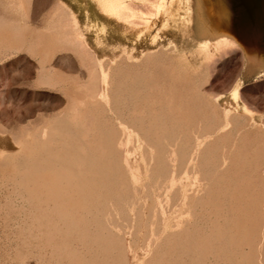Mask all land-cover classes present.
Segmentation results:
<instances>
[{
	"label": "rangeland",
	"instance_id": "rangeland-1",
	"mask_svg": "<svg viewBox=\"0 0 264 264\" xmlns=\"http://www.w3.org/2000/svg\"><path fill=\"white\" fill-rule=\"evenodd\" d=\"M108 1L95 41L72 0H0V264H264V81L224 19L264 0Z\"/></svg>",
	"mask_w": 264,
	"mask_h": 264
},
{
	"label": "crops",
	"instance_id": "crops-1",
	"mask_svg": "<svg viewBox=\"0 0 264 264\" xmlns=\"http://www.w3.org/2000/svg\"><path fill=\"white\" fill-rule=\"evenodd\" d=\"M248 9H255L253 6H248ZM244 15V14H243ZM231 18V19H230ZM224 18L228 22V28L235 35L234 45L232 49H238L240 51L239 61L240 69L237 76V80L240 83V87L254 85L257 86L260 82L264 81V61H262L263 54L262 48L264 46V25L261 27L252 26L247 23L239 28L235 26L232 22V17ZM250 32H258L262 36H250L246 35ZM11 38L8 35V47L0 49V66H6L10 61L11 57L15 55L16 49L12 47L11 49ZM14 46V45H12ZM228 56V55H227ZM225 56V57H227ZM264 59V58H263ZM12 73V74H11ZM12 80H9L11 79ZM8 80H5L0 88V97L3 98L7 94L12 92L14 98L17 96V82H16V69L14 68L12 72L8 74ZM0 112H3L4 109L2 105L5 104L4 100L0 102ZM11 103L9 102L8 105ZM15 108V99L13 102ZM15 111V110H14Z\"/></svg>",
	"mask_w": 264,
	"mask_h": 264
},
{
	"label": "bare ground",
	"instance_id": "bare-ground-1",
	"mask_svg": "<svg viewBox=\"0 0 264 264\" xmlns=\"http://www.w3.org/2000/svg\"><path fill=\"white\" fill-rule=\"evenodd\" d=\"M73 3L75 4L76 10L79 14L85 15L87 13V17L89 19V25L87 28H89V31L91 32L92 38L95 41H99V39L104 38L102 36H104V34L107 32V29L109 26H113L115 27V24H112L113 21L112 19L109 20L108 18L110 17H106L108 15L105 16V14H103L101 12V7H104L105 10L109 9L111 12L115 11L117 13H119L121 10L119 9V7L121 8L122 5H118L117 3L113 4L108 1V0H72ZM119 1V0H116ZM100 4H103V6H99ZM125 3V2H124ZM129 3V2H128ZM131 6V5H130ZM133 6V5H132ZM131 6V7H132ZM127 8V7H126ZM125 8V9H126ZM130 9V8H127ZM133 9V8H132ZM136 9V8H135ZM127 11V10H126ZM125 11V12H126ZM130 11V10H129ZM133 11V10H132ZM128 15V14H127ZM111 16V15H109ZM124 17V16H123ZM122 19V18H121ZM130 19V17H129ZM115 22V21H114ZM117 22V21H116ZM121 22V21H120ZM119 23V22H118ZM148 25H150L149 23H146ZM78 25V24H77ZM76 25V26H77ZM147 25V26H148ZM127 26V25H125ZM139 26V25H138ZM132 27V26H131ZM141 27V26H140ZM144 27V26H143ZM143 27L141 28H137V30L130 32L128 30H120L119 31V36L120 38L124 39V40H130V41H134L138 38H140L142 35H144V30ZM145 28V27H144ZM147 28H149V30L152 29V27L148 26ZM146 28V29H147ZM118 29V28H117ZM127 29V28H126ZM145 29V30H146ZM148 30V29H147ZM148 30V31H149ZM132 31V30H131ZM146 34V32H145ZM149 34V33H148ZM82 35V34H81ZM80 35V36H81ZM79 36V37H80ZM84 38L85 35L83 34ZM158 36V31L157 33H155L153 35L154 38H156ZM82 37V36H81ZM87 39V38H86ZM76 45L79 46V48L81 49L83 46V43L80 40H76ZM88 44V42H87ZM88 46V45H87ZM233 97H235L236 99V93L233 94Z\"/></svg>",
	"mask_w": 264,
	"mask_h": 264
}]
</instances>
